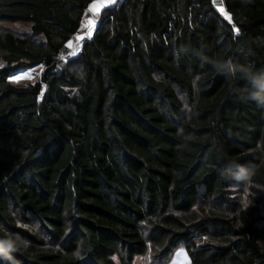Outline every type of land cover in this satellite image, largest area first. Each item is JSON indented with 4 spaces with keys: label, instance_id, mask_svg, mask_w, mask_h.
<instances>
[{
    "label": "trees",
    "instance_id": "trees-1",
    "mask_svg": "<svg viewBox=\"0 0 264 264\" xmlns=\"http://www.w3.org/2000/svg\"><path fill=\"white\" fill-rule=\"evenodd\" d=\"M94 1L0 0V264H264V0Z\"/></svg>",
    "mask_w": 264,
    "mask_h": 264
},
{
    "label": "rangeland",
    "instance_id": "rangeland-1",
    "mask_svg": "<svg viewBox=\"0 0 264 264\" xmlns=\"http://www.w3.org/2000/svg\"><path fill=\"white\" fill-rule=\"evenodd\" d=\"M118 1L119 0H117L116 3H114V5H116L118 3ZM213 2H214L215 7L217 8V10L223 15L224 18H226L225 13L227 14V16L231 17L226 12L223 0H213ZM114 5L108 4V7L114 6ZM221 7L223 8L224 12L220 11ZM105 9L106 8H104L100 12H97V13L100 14V19H101V13ZM95 13H96L95 11L94 12H90L88 10V14L85 17V19L83 20V22L81 23L79 31L76 34H74L73 37L71 38V40L67 43V46L71 48V53H72V47L75 48L76 44L78 42H81L82 43V47H83V44L86 41L91 40L93 38V35H94V33H95L96 29H97V26L94 27L93 24H91L92 22L90 23V21L93 20ZM226 19L229 20L228 18H226ZM231 21H232V19H231ZM3 25L7 29H10V30L16 32L19 35H30L31 34L30 24H27V23H10V24H3ZM92 30H93V32L91 34L88 33V31L91 32ZM62 59H67V56H63ZM34 68H35L36 74H39L38 78L36 80H34V81H28V80H25V79H23V80H14V79H12L13 78L12 76L14 75V73L9 78V80L11 82H13L14 84H16V85H25L27 83H36V82L41 80L42 74H43V72L46 69V65L45 64H40V65H38L37 67H34ZM240 192L243 194L244 197L246 196L245 189H241ZM260 227H261V229L264 228V222L260 224ZM263 233H264V230H263ZM134 264H158V263H156V260L154 259L153 254L149 252L146 256H139V257L135 258ZM166 264H191V260H190V257H189L187 249L185 247L178 248L174 252L171 260L169 262H167Z\"/></svg>",
    "mask_w": 264,
    "mask_h": 264
},
{
    "label": "clouds",
    "instance_id": "clouds-1",
    "mask_svg": "<svg viewBox=\"0 0 264 264\" xmlns=\"http://www.w3.org/2000/svg\"><path fill=\"white\" fill-rule=\"evenodd\" d=\"M212 67L221 73L235 77L239 73L244 79L248 80L253 86L254 91L250 93L251 99L256 100L261 106H264V70L254 72L251 66H245L234 63L231 59L209 61ZM8 250H13L9 247Z\"/></svg>",
    "mask_w": 264,
    "mask_h": 264
},
{
    "label": "bare ground",
    "instance_id": "bare-ground-1",
    "mask_svg": "<svg viewBox=\"0 0 264 264\" xmlns=\"http://www.w3.org/2000/svg\"><path fill=\"white\" fill-rule=\"evenodd\" d=\"M38 76L39 74H36L35 68L33 67V68L21 69V70L16 71L14 75L12 76L13 77L12 79H14V77H20V79L18 80L25 79L28 81H34L38 78ZM14 80H17V79H14Z\"/></svg>",
    "mask_w": 264,
    "mask_h": 264
},
{
    "label": "built area",
    "instance_id": "built-area-1",
    "mask_svg": "<svg viewBox=\"0 0 264 264\" xmlns=\"http://www.w3.org/2000/svg\"><path fill=\"white\" fill-rule=\"evenodd\" d=\"M99 21H100V14L99 13H95L94 14V18H93V20L91 21L92 23L91 24H93V26L95 27V26H98L97 24L99 23ZM93 31H88V33H92ZM70 48V47H69ZM71 49V48H70ZM82 49H83V47H82V43L81 42H78L77 44H76V47L75 48H73L72 47V53H71V51H70V53H69V55L71 54V56H78L80 53H82Z\"/></svg>",
    "mask_w": 264,
    "mask_h": 264
},
{
    "label": "crops",
    "instance_id": "crops-1",
    "mask_svg": "<svg viewBox=\"0 0 264 264\" xmlns=\"http://www.w3.org/2000/svg\"><path fill=\"white\" fill-rule=\"evenodd\" d=\"M108 4L109 3H106L105 0H95L94 2H92L90 4L89 11L90 12H94V11L95 12H100L104 8H107L108 7ZM111 5H114V3H112Z\"/></svg>",
    "mask_w": 264,
    "mask_h": 264
},
{
    "label": "snow or ice",
    "instance_id": "snow-or-ice-1",
    "mask_svg": "<svg viewBox=\"0 0 264 264\" xmlns=\"http://www.w3.org/2000/svg\"><path fill=\"white\" fill-rule=\"evenodd\" d=\"M105 2H106V3H109V4H112V3H115L116 0H105ZM220 11H221V12H224V10H223L222 7L220 8ZM225 15H226V18H228L229 21H231V17L227 16L226 13H225ZM90 23H91V21H90ZM236 31L238 32L239 30L236 29ZM14 79H17V80H18V79H20V77H14ZM8 247H12V245L9 243V244H8Z\"/></svg>",
    "mask_w": 264,
    "mask_h": 264
}]
</instances>
